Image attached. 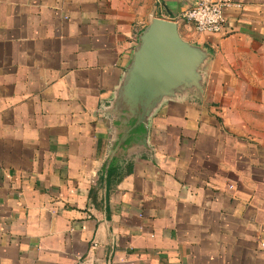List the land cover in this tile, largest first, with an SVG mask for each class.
I'll list each match as a JSON object with an SVG mask.
<instances>
[{"label": "crops", "instance_id": "obj_1", "mask_svg": "<svg viewBox=\"0 0 264 264\" xmlns=\"http://www.w3.org/2000/svg\"><path fill=\"white\" fill-rule=\"evenodd\" d=\"M194 2L0 0V264H264V0L226 35ZM153 18L210 56L134 127L109 110Z\"/></svg>", "mask_w": 264, "mask_h": 264}, {"label": "water", "instance_id": "obj_2", "mask_svg": "<svg viewBox=\"0 0 264 264\" xmlns=\"http://www.w3.org/2000/svg\"><path fill=\"white\" fill-rule=\"evenodd\" d=\"M209 52L185 41L177 24L151 19L138 38L109 114L119 123L146 127L148 118L165 100L203 93L201 68Z\"/></svg>", "mask_w": 264, "mask_h": 264}, {"label": "built area", "instance_id": "obj_3", "mask_svg": "<svg viewBox=\"0 0 264 264\" xmlns=\"http://www.w3.org/2000/svg\"><path fill=\"white\" fill-rule=\"evenodd\" d=\"M238 6L233 0H195L193 5L180 14V18L196 34L226 35L225 11ZM78 264H89L81 261Z\"/></svg>", "mask_w": 264, "mask_h": 264}, {"label": "trees", "instance_id": "obj_4", "mask_svg": "<svg viewBox=\"0 0 264 264\" xmlns=\"http://www.w3.org/2000/svg\"><path fill=\"white\" fill-rule=\"evenodd\" d=\"M140 131H141L140 128H138V129H137V132H140Z\"/></svg>", "mask_w": 264, "mask_h": 264}, {"label": "rangeland", "instance_id": "obj_5", "mask_svg": "<svg viewBox=\"0 0 264 264\" xmlns=\"http://www.w3.org/2000/svg\"><path fill=\"white\" fill-rule=\"evenodd\" d=\"M179 34H181V33H179ZM183 38V37H182Z\"/></svg>", "mask_w": 264, "mask_h": 264}]
</instances>
